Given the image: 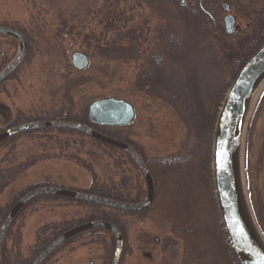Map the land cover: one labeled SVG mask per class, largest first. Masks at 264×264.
Segmentation results:
<instances>
[{"label": "rangeland", "instance_id": "1", "mask_svg": "<svg viewBox=\"0 0 264 264\" xmlns=\"http://www.w3.org/2000/svg\"><path fill=\"white\" fill-rule=\"evenodd\" d=\"M232 1V13L237 17L234 25L239 29L229 37L237 39L245 36L250 20L264 13V0ZM103 3L0 0V26L19 30L27 41L23 63L0 83V132L18 113L34 117L66 109L89 120L88 107L96 99L116 97L129 102L135 110L132 123L124 127L130 142L143 155L152 156L154 165L162 163L154 160L163 156H177L180 161L165 173L159 170L162 165H152L151 204L143 213L121 217L125 237L119 264H185L186 255L190 257L194 251L188 248L191 243L199 254L195 264H237L222 230L212 186L213 117L231 84L229 66L222 63L214 38L205 33L213 23L199 12L201 25L195 31L187 22L188 15H181L170 0L152 1V5L120 0L114 9L119 16L104 20L107 7L102 8ZM212 8L222 31L223 12ZM172 28L185 43L168 48L175 55L174 59L167 57L162 67L160 95L149 96L136 87V74L164 31ZM17 50L13 37L0 35L1 69ZM73 51L88 56L85 70L72 66ZM263 87L244 131L243 175L254 219L264 233ZM115 148L97 144L77 130L55 128L20 133L1 143L0 177L17 175L0 191V217L23 189L41 182L70 189H88L95 182L115 186L133 197L140 181L142 200L147 190L142 173L125 152ZM21 163L28 167L21 170ZM93 212L94 206L89 204L38 198L14 220L5 236L8 260L30 254L43 224L86 219ZM110 242V234L104 231L85 233L61 247L47 264H110L112 257L106 259ZM113 243L115 248V237Z\"/></svg>", "mask_w": 264, "mask_h": 264}, {"label": "water", "instance_id": "2", "mask_svg": "<svg viewBox=\"0 0 264 264\" xmlns=\"http://www.w3.org/2000/svg\"><path fill=\"white\" fill-rule=\"evenodd\" d=\"M177 2L183 3L184 0H177ZM234 22L235 18L232 14L224 16L223 24L227 34L235 32ZM0 34L13 37L18 44L16 55L0 69L1 82L25 59L27 41L22 32L12 27L0 26ZM70 60L77 70H85L89 66L88 56L81 51H73ZM263 85L264 40L245 61L229 85L217 113L213 130L211 162L215 200L227 240L239 264H264V238L254 219L243 175L244 131L254 100ZM134 116L133 106L116 97L96 99L88 107V118L91 123L101 126H126L131 124ZM39 128L74 129L123 150L142 173L147 188L146 195L142 200L133 203L59 186L35 187L20 196L7 212L0 226V246L6 230L18 211L37 195H60L125 211H140L151 204L154 197V184L143 158L127 142L101 133L87 124L64 119L27 121L1 131L0 142L22 131ZM92 228H105L114 235L115 249L110 264H119L123 248L122 233L115 224L102 219L85 221L63 231L29 264L42 263L66 239ZM0 264H2L1 260Z\"/></svg>", "mask_w": 264, "mask_h": 264}, {"label": "trees", "instance_id": "3", "mask_svg": "<svg viewBox=\"0 0 264 264\" xmlns=\"http://www.w3.org/2000/svg\"><path fill=\"white\" fill-rule=\"evenodd\" d=\"M119 1L120 0H104L102 8L106 9V7H107V9L104 10V13H103L104 20L116 19L119 16V15H116L117 12L114 11V9H117ZM145 1L148 4L150 3L149 0H145ZM149 5H152V4H149ZM177 6H178L177 9L179 10L181 15H183V16L188 15V21L187 22H189L190 25L192 26V28L195 29V31H197V25H199L201 23V20H198L199 19L198 18L199 12L198 11H192V10L191 11L186 10V12H182L180 8L183 9V6H179V5H177ZM196 9L199 10L198 7ZM109 24H111V21H109L108 25ZM247 27H248V30H247L246 34H244L245 36L239 37L237 39H235V38L230 39L229 36H231V35H228L225 32H222L221 35H219L218 37H214V40L216 41V43L218 45V49H219V52L221 55L222 63L224 64V62H225L229 66V71H230L229 77H230L231 81L233 80V78L235 77V75L237 74L239 69L242 67V65L245 63V61L249 58V56L257 49V47L264 40V13H261L256 18L250 20ZM176 31L177 30H173V28L167 29L166 31H164V33L161 36V40L156 45V47L147 56H145L144 62L142 63L140 69L138 70V72L136 74V77H135L136 87L149 96L160 95V90H161V79H160L161 76H160V74L162 72V67H163V65L166 64V61H167L166 58L167 57L174 59V55H175V54H172L171 49L169 50L168 48L172 47V46L173 47L180 46V45L183 46L185 43V42L183 43L182 35L179 36L176 33ZM0 66H1V62H0ZM12 74H10L8 77H10ZM197 100L199 102V98H197ZM197 100H195V102H197ZM84 114L86 115V113H84ZM213 118L214 119L216 118V114L214 115ZM45 119L75 120V121H78L81 123H85V124L91 126L92 128L96 129L97 131H99L101 133H104V134H107V135L112 136L114 138L123 140L132 146L134 145L133 147H135V149H137L140 152V155L143 158L146 166L148 167L151 176H152V170L154 169V168H152V165L157 166V168H159L158 166L162 165V168L159 170L162 173H165V172H168L169 169H171V171H173L175 166H178V163H179L178 161H180V159H179L180 157H177V156H173V155L163 156V157H159L158 159L154 160V162H162V163H160L159 165H154L152 163V156L149 157V156L143 155L140 151L139 146L130 142V140L128 139L127 133H126L127 130L124 127L115 128L119 131L111 132V131H108L105 126H98V125L92 124L89 122V120H85L83 115L78 116L77 113H72L70 110H66V109H65V111H63L62 109H59V110H57V111H55L49 115H38V116H34V117H28V116H25L24 114L18 113L16 115V117L14 118V120L10 124L7 125V127L12 126V125H16V124H19L22 122H26V121L45 120ZM211 126H212L211 128H213V124H211ZM35 130H47V129L46 128L31 129V130L22 131L20 133H29V132L35 131ZM58 130L59 131H76V130L67 129V128H58ZM20 133L9 136L7 139L3 140L1 143L5 142L7 140H12L16 135H18ZM80 134H83V133L80 132ZM93 142H95L97 144H103V143H100L99 141H96L94 139H93ZM104 146L109 147L110 149L115 148V147H112V146H109L106 144H104ZM115 149H117V148H115ZM187 156L192 158L190 153ZM129 158L131 159L130 156H129ZM134 165H135V163H134ZM18 166L21 170H24L26 167H28V164L21 163ZM16 175H17L16 172H13V174H9V176L4 177L3 180H2V177H0V191L3 188V186L8 184V182H10L11 180H14ZM44 185H50V184L44 183V182L39 183V184H31L28 187H26L25 189H23L20 192V194L14 198V200L7 206L5 211L2 213V215L0 217V223L4 219L6 213L8 212L11 205L21 195H23L24 193H26L27 191H29L35 187L44 186ZM83 191L91 193V194H96V195L114 198V199L125 201V202H138L141 200L140 196L142 195L141 182L140 181L137 182L136 192H135V195L133 197L129 196V194L124 195L115 186L105 187V186L97 185L95 182H92L91 187L88 189H83ZM213 191H214V188H213ZM38 198H55L56 200H60L61 202L67 201V202H76L79 204H89V205L94 206V212L91 215H89L86 219H81V220L80 219H75V220L70 219V220H64L61 222L43 224L42 226H40V228L37 232L36 243L33 245V248L30 251V254L24 258L22 257L21 259H16L14 262H10V260H8V258H7L8 255L5 254L6 250H5V246H3V241H4L3 240L1 247H0V257H1L2 264H29L34 259V257H36V255L50 241L53 240V238L58 236L60 233H62L63 231H65L69 227H71L77 223L84 222V221H89V220H94V219H102V220L109 221V222L115 224L120 229L122 236L124 238L125 237L124 226H123V222L121 221V217L124 214H129L132 212L143 213L146 209H148V208H145L141 211H125V210H121V209H117V208H113V207H108V206H104V205H100V204H96V203H89V202H85V201H81V200H76V199H72V198H68V197H64V196H60V195L41 194V195H37V196L33 197L32 199H30L27 203H25L21 207V209L18 211V213L16 214V216L12 220V222H11L9 228L7 229V232L5 235L10 233V231H11L10 227H12L11 225L14 223V220L18 216H20L22 214V212L28 206H31ZM176 221L177 220H175V222ZM261 226H263V228H264L263 223ZM98 231H104V232L110 234L112 242L107 243V245H106V247H108L106 249V259L110 261V258L112 257V253L114 251V243H113L114 236H113V234L105 228H92V229H88L87 231H85V232L83 231V232H84V234L85 233L94 234L95 232H98ZM260 231H261L262 235L264 236L263 231L262 230H260ZM80 235H81V233H78L77 235H74L73 237H70L69 239H67L59 247H57L52 253H50L45 258V260L40 264H47V261L49 260V258L57 250H59L61 247H63L67 243H70V242L76 240L77 238L80 237ZM227 243H228V241H227ZM193 245L194 244L191 243V246L190 247L188 246V248L189 249L191 248L190 250H194L195 252L194 251L191 252L190 254H192V255H190V257L188 255H186V257H187L186 259H188V260L186 261L185 264H190V263L195 264L197 258L199 257V254H198L197 250H195L196 248ZM193 248H195V249H193ZM190 250L187 251V253H189ZM229 251L231 253V256L234 258L235 262L237 264H239L236 256L234 255V253L230 247H229ZM3 253H4V255H3Z\"/></svg>", "mask_w": 264, "mask_h": 264}, {"label": "flooded vegetation", "instance_id": "4", "mask_svg": "<svg viewBox=\"0 0 264 264\" xmlns=\"http://www.w3.org/2000/svg\"><path fill=\"white\" fill-rule=\"evenodd\" d=\"M140 1H142V2H146L145 0H140ZM152 1H156V0H149V2H151V4H152ZM170 1H172V2H174V3H176L177 5H179V6H183V8L185 9V10H189V11H198V12H200L203 16H206L213 24H211L210 26V28H206L205 30H207L205 33H206V35L208 34V36L210 35L211 37H218L219 35H221V33L222 32H225V30H224V25H223V31H220V29H219V26H218V24H217V22H216V18H215V15L214 14H216V12L213 10V6H215V7H219V10L221 9L222 10V12H223V16L222 17H220V18H222V23H223V19H224V16L226 15V14H232L233 16H234V18H235V22H234V24L236 23V19H237V17H236V15L235 14H233L232 13V4H233V2L234 1H232V0H184V2L183 3H179V2H177V0H170ZM210 5V6H209ZM223 5V6H222ZM198 7V9L199 10H197L195 7ZM235 26V31L237 30V28L239 29V25H234ZM153 179V178H152ZM153 184H154V180H153ZM6 216V215H5ZM5 218V217H4ZM4 220V219H3ZM3 220H2V222H3ZM2 222L0 223V226H1V224H2ZM79 224V223H78ZM75 225H77V224H75ZM75 225H73V226H75ZM177 225V224H176ZM73 226H71V227H73ZM71 227H69V228H71ZM9 228V227H8ZM68 228V229H69ZM67 230V229H66ZM85 231H87V230H85ZM84 231V232H85ZM6 232H7V230H6ZM6 232H5V234H6ZM84 232L82 231V232H79V233H81V235H83L84 234ZM78 234V233H77ZM77 234H75V235H77ZM5 236L6 235H4V237H3V240L5 239ZM74 236V235H73ZM72 236V237H73ZM69 239V238H68ZM67 240V239H66ZM65 240V241H66ZM64 241V242H65ZM2 244V243H1ZM67 244H69V243H67ZM66 244V245H67ZM61 245V244H60ZM59 245V246H60ZM58 246V247H59ZM65 246V245H64ZM1 247V246H0ZM58 251V250H57ZM56 251V252H57ZM1 258V257H0Z\"/></svg>", "mask_w": 264, "mask_h": 264}]
</instances>
